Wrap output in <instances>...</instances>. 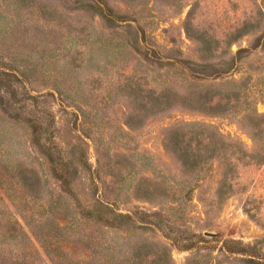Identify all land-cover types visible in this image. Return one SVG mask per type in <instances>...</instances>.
Here are the masks:
<instances>
[{
	"label": "rangeland",
	"instance_id": "obj_1",
	"mask_svg": "<svg viewBox=\"0 0 264 264\" xmlns=\"http://www.w3.org/2000/svg\"><path fill=\"white\" fill-rule=\"evenodd\" d=\"M108 1L131 18L120 25L131 23L142 27L147 40L161 53L178 49L186 58L201 60L199 42L185 31L186 16L195 0L184 7L169 0ZM260 9L264 12V0H199L195 22L218 31L240 25L247 17L255 21ZM105 25L99 15L69 9L64 0H31L27 3L0 0V65L12 60L26 67L32 81L28 87L35 89L34 93L46 91V87H60L64 94L58 95L53 104L61 127L60 137L67 140L80 134L78 130L73 134L69 132L73 126L86 129L90 138L85 140L93 168L97 167L98 148L103 153H123L136 171L125 182L126 188L131 189L142 174L163 179L168 185L170 198L155 201L131 198L119 205L121 210L133 211L136 207L167 212L177 210L182 221L192 230L214 233L208 235L214 236L210 243L213 255H217L218 247L226 238L241 239L246 243L261 240L264 251V163L244 167L240 180L245 189L218 204L215 195L223 171L220 161L208 163L200 180H196L184 173L179 159L164 144L169 129L184 123L206 122L217 127L225 137L241 141L250 151L262 148L264 134H260L261 138L259 134L255 135L246 114L249 109H255L264 115V47L261 45L244 52L237 70L224 78L196 81L173 68L155 69L149 74L153 83L170 85L182 93L193 84L230 87L229 81H239L251 75L253 84L246 99L251 106L245 101L242 110L233 116H210L177 106L131 128L127 125L129 112L125 96L119 93L118 87L128 81V76L136 68L138 73L145 71L147 63L128 44L123 26L113 31ZM261 33L262 29L257 30L233 43L230 54L251 47ZM0 151L11 160H23L41 178L39 199L26 197L12 184L8 187L10 198L1 194L0 222L17 217L29 236L21 245L25 252L31 253L33 264H51L31 233L30 225L35 220L45 221L51 208L64 209V213L69 211L70 215H75L72 201L66 194L62 195L60 183L50 173L46 159L31 145L26 127L0 120ZM88 184L89 179L84 176L79 185L84 202L89 200ZM81 226L89 232H98L97 227L89 223L81 222ZM106 240L118 249L116 254L120 264V254L140 240L168 244L173 264H188L196 253L171 247L159 230L109 235ZM207 251L203 249V253ZM76 255L78 259L79 249Z\"/></svg>",
	"mask_w": 264,
	"mask_h": 264
},
{
	"label": "trees",
	"instance_id": "obj_2",
	"mask_svg": "<svg viewBox=\"0 0 264 264\" xmlns=\"http://www.w3.org/2000/svg\"><path fill=\"white\" fill-rule=\"evenodd\" d=\"M16 1L27 3L31 0ZM64 1L69 9L99 15L110 30L116 31L123 26L128 44L147 63L145 71L138 73L136 68L128 76V81L118 87L128 106L129 127H139L149 117L177 106L210 116H233L242 110L253 84L251 75L239 81H229L230 87L193 84L187 92L182 93L170 85L153 83L149 74L155 69L173 68L196 81L227 77L237 70L238 61L244 52L255 50L261 45L264 47L263 10H259L255 21L247 17L240 25L217 31L212 26L195 22L199 0L193 1L186 16L185 31L199 42L201 60L195 61L182 56L178 49H171L167 54L161 53L154 43L147 40L146 31L139 25H120L131 21V18L116 10L108 0ZM169 1L180 7L191 3V0ZM260 29L262 33L251 47L230 54L233 43ZM31 82L26 67L12 60L1 63L0 120L26 127L31 145L46 159L50 173L60 183L62 195L68 196L76 211L75 215H70L69 211L64 213V209L51 208L45 221L35 220L30 225L31 233L51 264H120L116 254L118 249L106 238L136 230H159L171 247L183 251L194 250L195 256L189 259L188 264H264L261 240L246 243L241 239L226 238L218 247L217 255H213L210 243L214 236L192 230L182 221L183 217L177 210L167 212L164 209L145 210L138 207L133 211L121 210L119 205L131 198L148 201L170 198L168 185L163 179L142 174L131 189L126 188L125 182L136 171L123 153H103L98 148L97 167L93 168L85 140L90 138L86 129L73 126L69 129L70 133L73 134L75 130L81 133L67 140L60 137L61 127L53 109L58 95L64 94L60 87H46V91L34 93L35 89L28 87ZM246 104L251 106L248 100ZM246 117L249 127L261 138L260 134H264V115L249 109ZM164 144L179 159L184 173L196 180H200L208 163L220 161L223 171L215 195L218 204L245 189L240 180L244 167L264 163V140L262 148L250 151L241 141L225 137L217 127L206 122L184 123L169 129ZM84 176L89 179L86 187L88 202L80 197L79 185ZM11 184L30 199H39L41 196V178L35 169L23 160L7 158L0 151V198L1 194L11 197L8 193ZM81 222L97 227L98 232L79 227ZM27 238L29 236L17 217L1 221L0 264H33L31 253L25 252L21 245ZM78 249L80 255L77 259ZM203 249L208 251L203 253ZM120 256L122 264H173L168 244L157 245L149 241H136Z\"/></svg>",
	"mask_w": 264,
	"mask_h": 264
},
{
	"label": "water",
	"instance_id": "obj_3",
	"mask_svg": "<svg viewBox=\"0 0 264 264\" xmlns=\"http://www.w3.org/2000/svg\"><path fill=\"white\" fill-rule=\"evenodd\" d=\"M206 235H214V233L206 232Z\"/></svg>",
	"mask_w": 264,
	"mask_h": 264
}]
</instances>
